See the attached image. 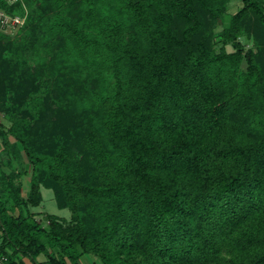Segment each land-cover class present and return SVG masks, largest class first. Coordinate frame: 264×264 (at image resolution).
Instances as JSON below:
<instances>
[{"label":"trees","instance_id":"1","mask_svg":"<svg viewBox=\"0 0 264 264\" xmlns=\"http://www.w3.org/2000/svg\"><path fill=\"white\" fill-rule=\"evenodd\" d=\"M231 1L0 0V264H264V0Z\"/></svg>","mask_w":264,"mask_h":264},{"label":"rangeland","instance_id":"2","mask_svg":"<svg viewBox=\"0 0 264 264\" xmlns=\"http://www.w3.org/2000/svg\"><path fill=\"white\" fill-rule=\"evenodd\" d=\"M243 2L242 0H232L229 3L228 10L226 15L224 16L223 20H218L217 21V30H220L230 19L231 15L234 14L240 7H242ZM14 34V33H13ZM243 43L247 45V47L251 46V43L246 40V38H241ZM228 51L234 50L232 45L227 46ZM0 121L4 123L6 126L10 125V121L8 116H6L3 112L0 111ZM28 166V164H27ZM29 167V166H28ZM30 187V182L28 179L25 178V192L29 190ZM42 194H43V200L41 204L37 207H31V211H33L36 214V218L43 224V225H48V215H57L59 217H62L66 220H70L72 216V212L69 208H60L57 205L56 198L54 191L49 188H42ZM1 232H0V245H1ZM0 255V262H3L4 260H1ZM40 259H45V256L42 255ZM28 263L30 261L26 259ZM82 264H100L98 261L97 263L94 261V258L92 255H84L81 258Z\"/></svg>","mask_w":264,"mask_h":264},{"label":"built area","instance_id":"3","mask_svg":"<svg viewBox=\"0 0 264 264\" xmlns=\"http://www.w3.org/2000/svg\"><path fill=\"white\" fill-rule=\"evenodd\" d=\"M14 3L16 0H9ZM28 11L23 14H11L0 8V30L15 33L19 28L24 26Z\"/></svg>","mask_w":264,"mask_h":264},{"label":"crops","instance_id":"4","mask_svg":"<svg viewBox=\"0 0 264 264\" xmlns=\"http://www.w3.org/2000/svg\"><path fill=\"white\" fill-rule=\"evenodd\" d=\"M12 139V138H11ZM3 142H2V140H1V138H0V165H3V162H4V160H3V158H2V155H1V153H2V150H3Z\"/></svg>","mask_w":264,"mask_h":264}]
</instances>
